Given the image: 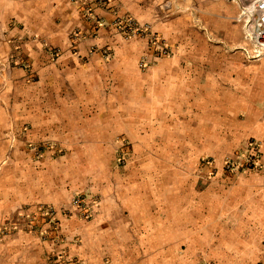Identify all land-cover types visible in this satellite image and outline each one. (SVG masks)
I'll return each mask as SVG.
<instances>
[{
  "label": "rangeland",
  "instance_id": "374dc122",
  "mask_svg": "<svg viewBox=\"0 0 264 264\" xmlns=\"http://www.w3.org/2000/svg\"><path fill=\"white\" fill-rule=\"evenodd\" d=\"M216 1L238 5L230 21L175 12L167 34L115 17L118 40L90 49L108 66L85 94L59 78L38 86L17 55L0 63L28 84L0 100V233L33 235L68 264H86L70 253L82 243L156 238L189 249V264H217L202 251L264 208V50L242 12L253 0Z\"/></svg>",
  "mask_w": 264,
  "mask_h": 264
},
{
  "label": "crops",
  "instance_id": "0c3cea01",
  "mask_svg": "<svg viewBox=\"0 0 264 264\" xmlns=\"http://www.w3.org/2000/svg\"><path fill=\"white\" fill-rule=\"evenodd\" d=\"M237 11L238 5L223 6L216 0H0V63L17 55V59L33 66L40 79L38 86H44L49 77L59 78L63 80L61 85L85 94L93 79L103 78V69L108 66L107 58L90 53V49L93 45L109 47L118 40L107 24L115 17L129 14L151 22L167 34L168 28L181 21L167 16L171 13L208 14L215 21L223 20L225 14L226 23ZM73 46L77 49L74 53ZM24 72L23 67L7 70L0 66L1 101L15 85L28 86L21 81ZM5 208L0 203V212ZM242 215L245 224L239 235L219 242L218 250L202 251L204 258L209 255L211 259L214 254L217 264H255L264 259V208L257 207L254 214ZM157 243L156 238L155 244L149 246L108 247L102 251L89 249L82 243L72 247L70 253L83 258L86 264H104V257L108 264H189L188 257H184L189 249L169 242L165 246ZM59 252L27 233H0V264H68L67 259L58 256Z\"/></svg>",
  "mask_w": 264,
  "mask_h": 264
},
{
  "label": "built area",
  "instance_id": "2783aa9c",
  "mask_svg": "<svg viewBox=\"0 0 264 264\" xmlns=\"http://www.w3.org/2000/svg\"><path fill=\"white\" fill-rule=\"evenodd\" d=\"M244 15L248 16L250 38L264 50V0H253L242 8Z\"/></svg>",
  "mask_w": 264,
  "mask_h": 264
}]
</instances>
